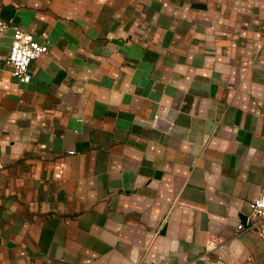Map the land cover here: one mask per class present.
I'll use <instances>...</instances> for the list:
<instances>
[{"label": "crops", "instance_id": "1", "mask_svg": "<svg viewBox=\"0 0 264 264\" xmlns=\"http://www.w3.org/2000/svg\"><path fill=\"white\" fill-rule=\"evenodd\" d=\"M0 19L48 40L21 83L0 35V264H264V0H0Z\"/></svg>", "mask_w": 264, "mask_h": 264}, {"label": "built area", "instance_id": "2", "mask_svg": "<svg viewBox=\"0 0 264 264\" xmlns=\"http://www.w3.org/2000/svg\"><path fill=\"white\" fill-rule=\"evenodd\" d=\"M7 30H11V42L5 58L6 63L11 66V74L18 82L27 83L31 80V74L28 70L29 63L48 51L47 33L43 32L41 34L42 41L39 42L32 34L20 30L13 23L0 19V35L4 34ZM248 206L249 218H259L260 221L264 220V188L256 198L249 202ZM255 226L251 224L245 229L254 230ZM237 228L243 229L242 224H239ZM257 230L262 236V242L264 243V230ZM208 246L209 250L216 248L213 242H210Z\"/></svg>", "mask_w": 264, "mask_h": 264}]
</instances>
